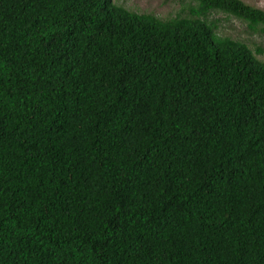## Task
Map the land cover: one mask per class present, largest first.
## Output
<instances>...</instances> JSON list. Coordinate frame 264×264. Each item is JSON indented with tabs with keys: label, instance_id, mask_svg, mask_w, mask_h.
<instances>
[{
	"label": "trees",
	"instance_id": "obj_1",
	"mask_svg": "<svg viewBox=\"0 0 264 264\" xmlns=\"http://www.w3.org/2000/svg\"><path fill=\"white\" fill-rule=\"evenodd\" d=\"M172 1L0 0V264H264V10Z\"/></svg>",
	"mask_w": 264,
	"mask_h": 264
},
{
	"label": "rangeland",
	"instance_id": "obj_2",
	"mask_svg": "<svg viewBox=\"0 0 264 264\" xmlns=\"http://www.w3.org/2000/svg\"><path fill=\"white\" fill-rule=\"evenodd\" d=\"M131 11L138 13L153 14L156 17L166 19L174 17L181 10V5L172 0H113ZM243 2L264 10V0H242ZM217 20V32L222 36H229L232 39L244 42L255 53L258 48L264 49V35L258 31H251L247 24L233 16L222 13L212 15ZM257 54V53H256ZM257 57L264 60V52L257 54Z\"/></svg>",
	"mask_w": 264,
	"mask_h": 264
},
{
	"label": "clouds",
	"instance_id": "obj_3",
	"mask_svg": "<svg viewBox=\"0 0 264 264\" xmlns=\"http://www.w3.org/2000/svg\"><path fill=\"white\" fill-rule=\"evenodd\" d=\"M115 3V2H114Z\"/></svg>",
	"mask_w": 264,
	"mask_h": 264
}]
</instances>
